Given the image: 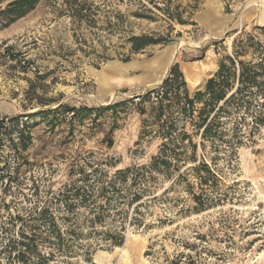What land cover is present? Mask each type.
<instances>
[{
  "label": "rangeland",
  "instance_id": "rangeland-1",
  "mask_svg": "<svg viewBox=\"0 0 264 264\" xmlns=\"http://www.w3.org/2000/svg\"><path fill=\"white\" fill-rule=\"evenodd\" d=\"M88 1L99 9L97 23L90 28L63 14L61 0H41L0 29V52L10 45V52L18 56L24 52L32 59L39 73L50 72L42 80L46 86L37 92L43 90L44 96L75 108L136 101L176 63L193 93L213 75L220 60L231 54L235 38L251 33L264 39L257 30L264 26V0H197L187 24L167 20L155 9L152 20L135 18L130 15L137 10L135 4ZM173 1L183 7L194 3ZM116 11L123 15L116 29L110 33L101 29L104 16L114 21ZM167 32L168 43L121 60L128 52L124 36ZM110 65L122 67L123 76L103 86L100 72ZM27 78H34L32 72H23L16 61L0 57V116L21 115L31 135L29 146L16 153L11 145L17 142L16 130L0 134V225L10 216H24L37 200L41 208L58 190L81 186L82 174L77 169L85 159L90 166L84 172L102 162L99 168L111 175L117 169L148 163L157 153L159 138L141 135L146 115L139 114L136 102L115 110L117 127L111 135L113 144L107 147L102 140L112 110L74 120L67 115L49 125L38 114L26 116L48 107L23 106ZM56 105L57 101L50 108ZM143 107L148 109V103ZM210 163L216 174L208 183L211 189L199 186L192 176L186 181L191 189H185L184 182L171 185L172 178L160 177L152 193L143 198L146 203L139 208V222L126 224L121 245H92L87 254L79 247L72 255L59 257L58 264H264V129L255 142L237 148L231 160L221 156ZM199 187L206 189L212 201L202 197L209 203L195 208L192 196L199 194ZM91 240L83 239L82 245ZM1 263L9 261L2 256Z\"/></svg>",
  "mask_w": 264,
  "mask_h": 264
},
{
  "label": "trees",
  "instance_id": "trees-1",
  "mask_svg": "<svg viewBox=\"0 0 264 264\" xmlns=\"http://www.w3.org/2000/svg\"><path fill=\"white\" fill-rule=\"evenodd\" d=\"M40 1L0 0V29L24 16ZM116 1L119 4L137 5V10L130 12L135 18L152 20L156 17L152 16V9H155L167 20L187 24V18L195 10L197 0H192L194 3L186 7L173 0ZM61 5L60 11L73 23H84L87 28L96 25L99 9L92 2L61 0ZM186 8L190 11H186ZM122 16L119 11H116L114 21L104 16L105 21L100 28L108 33L114 31ZM171 30L172 26L169 25V32ZM257 30L264 36V26ZM169 32L165 35L130 33L124 36L128 52L121 60L128 61L132 54L149 46L168 43ZM11 48L10 45L4 46L0 57L16 61V66L23 72L30 71L34 76L27 78L23 106H48L26 116L38 114L52 125L64 120L67 115L69 120H74L88 116L91 112L101 115L112 110L109 130L102 140L107 147H111V135L117 127L115 110L127 102H136L139 114L146 115L142 120L141 135L157 137L160 144L157 153L148 163L117 169L111 175L99 168L102 162L84 172V167L90 166V163L83 160L82 166L77 169L82 174L81 186L72 190H58L54 196L44 201L41 208L37 207V200L24 216H10L8 222L0 225V264L2 256H5L9 264H58L59 257L70 256L79 247L87 254L92 245L119 246L124 240L126 224L139 222V208L146 203L143 198L152 193L160 177L172 178L171 185L184 182V188L191 189V184L186 181L188 176H192L198 180L199 186L204 184L211 189L212 184L208 183L216 178V174L210 162L221 156L231 160L237 148L255 142L262 135L264 39L254 34L248 33L235 38L231 54L220 60L213 75L205 81L202 88L193 93L189 92L176 63L157 86L138 95V100L128 99L93 108H75L60 103L57 98L44 96L43 90L38 93L39 87L41 89L46 86L42 80L50 72L39 73L32 59L26 58L24 52H19V56L15 55L10 52ZM246 54H249V58H241ZM56 101L57 105L50 108ZM144 103H148V109L143 107ZM27 128L21 115L0 116V134L16 130L17 142H11L16 153L25 150L31 143ZM207 145L208 151L205 150ZM207 158L210 162H207ZM188 163L191 165L188 166ZM204 190L206 189L200 188L198 195L193 194L195 208L209 203L204 200L212 201ZM16 221L19 224L14 230ZM90 238V242L82 245L83 239Z\"/></svg>",
  "mask_w": 264,
  "mask_h": 264
},
{
  "label": "bare ground",
  "instance_id": "bare-ground-1",
  "mask_svg": "<svg viewBox=\"0 0 264 264\" xmlns=\"http://www.w3.org/2000/svg\"><path fill=\"white\" fill-rule=\"evenodd\" d=\"M260 16H261V14H260ZM262 18L264 19V10H263V17ZM123 72H124V70L122 67H118L116 65L108 66L107 68L103 69L102 72H100V82H101L100 84L103 86L111 85L110 80H112L114 78L118 79V78L122 77Z\"/></svg>",
  "mask_w": 264,
  "mask_h": 264
},
{
  "label": "water",
  "instance_id": "water-1",
  "mask_svg": "<svg viewBox=\"0 0 264 264\" xmlns=\"http://www.w3.org/2000/svg\"><path fill=\"white\" fill-rule=\"evenodd\" d=\"M161 81V80H160ZM154 85H151L150 87H153Z\"/></svg>",
  "mask_w": 264,
  "mask_h": 264
}]
</instances>
